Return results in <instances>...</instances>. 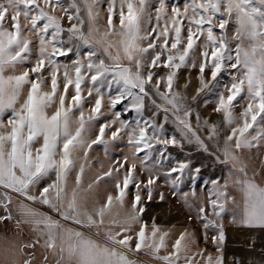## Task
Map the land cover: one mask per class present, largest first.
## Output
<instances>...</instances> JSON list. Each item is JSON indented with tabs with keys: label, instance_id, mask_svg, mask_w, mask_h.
Returning a JSON list of instances; mask_svg holds the SVG:
<instances>
[{
	"label": "snow or ice",
	"instance_id": "snow-or-ice-1",
	"mask_svg": "<svg viewBox=\"0 0 264 264\" xmlns=\"http://www.w3.org/2000/svg\"><path fill=\"white\" fill-rule=\"evenodd\" d=\"M225 216L264 229V0H0L10 264H225Z\"/></svg>",
	"mask_w": 264,
	"mask_h": 264
},
{
	"label": "crops",
	"instance_id": "crops-1",
	"mask_svg": "<svg viewBox=\"0 0 264 264\" xmlns=\"http://www.w3.org/2000/svg\"><path fill=\"white\" fill-rule=\"evenodd\" d=\"M162 211L156 214L149 212L148 214L155 215L157 222L177 224L179 226L185 224L186 219L175 217L171 214L170 210L169 212H166L165 209ZM192 227L195 226L192 225ZM16 232L17 229L15 227L8 232L0 227V264H10V253L6 254L5 249L11 246V241L18 239L15 235ZM225 234V264H229L234 258H238L241 264H252L253 261L259 262L262 254H264V229L259 227L229 225L225 229ZM28 235L27 229H25V236ZM6 255L8 258H6ZM139 257L150 261L151 264H158V262L153 261L150 256H146L143 252L139 253Z\"/></svg>",
	"mask_w": 264,
	"mask_h": 264
},
{
	"label": "rangeland",
	"instance_id": "rangeland-1",
	"mask_svg": "<svg viewBox=\"0 0 264 264\" xmlns=\"http://www.w3.org/2000/svg\"><path fill=\"white\" fill-rule=\"evenodd\" d=\"M181 85L183 84V80L180 81ZM196 85H192L190 86L189 91H193ZM201 109H202V114L203 115H207L208 113H211L212 108L211 107H204L203 105H201ZM193 123H195V120L193 119ZM188 151H191V149H189ZM120 152V146L117 145L114 148V151L109 153V155L106 157L104 155L103 152V147L102 146H96L93 145V148L90 150V156L96 158L93 161L92 164V171L86 173V175L88 177H91L100 167H101V163L104 165V167L106 168L109 164L110 161L115 160L116 159V155ZM174 154H176L174 152ZM182 157V153L180 154ZM253 155H255V153H253ZM191 159L195 162L198 160H202L208 167L209 171H213V167L210 163V161H208L206 159V157L204 155H199L197 156L196 154H193ZM204 169H202L203 171ZM215 171H218V169H215ZM112 185L110 181H102L100 188L101 190H103L104 188H108L111 189ZM130 194L132 191V186L130 185ZM165 192V200L164 201H155L153 203H151V207L149 212L152 213H157L162 211L163 209L166 210V212H171V214H173L175 217L180 218V219H187L188 216V210L187 208L183 205L182 202H180L179 200H177L176 198H173L170 196L169 194V189L165 188L164 189ZM164 212V211H162ZM169 217V216H168ZM195 227H198V225L193 224ZM224 225H225V229L227 226L231 225H239V224H232L230 221V217L229 216H225L224 218ZM0 227L4 230V231H10L12 230L15 226L12 224V222L8 221V222H0Z\"/></svg>",
	"mask_w": 264,
	"mask_h": 264
}]
</instances>
